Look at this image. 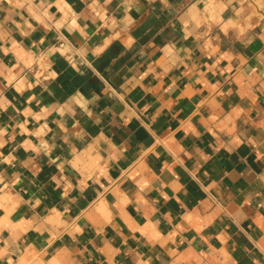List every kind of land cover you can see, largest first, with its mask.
<instances>
[{"label":"crops","instance_id":"1","mask_svg":"<svg viewBox=\"0 0 264 264\" xmlns=\"http://www.w3.org/2000/svg\"><path fill=\"white\" fill-rule=\"evenodd\" d=\"M0 264H264V0H0Z\"/></svg>","mask_w":264,"mask_h":264},{"label":"water","instance_id":"2","mask_svg":"<svg viewBox=\"0 0 264 264\" xmlns=\"http://www.w3.org/2000/svg\"><path fill=\"white\" fill-rule=\"evenodd\" d=\"M136 137L138 138V139H142V138H144L145 137V132L143 131V129H138L137 130V132H136Z\"/></svg>","mask_w":264,"mask_h":264}]
</instances>
